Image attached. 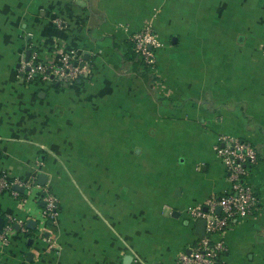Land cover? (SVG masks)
Wrapping results in <instances>:
<instances>
[{
	"label": "crops",
	"instance_id": "1",
	"mask_svg": "<svg viewBox=\"0 0 264 264\" xmlns=\"http://www.w3.org/2000/svg\"><path fill=\"white\" fill-rule=\"evenodd\" d=\"M146 24L150 67L129 40ZM27 49H77L88 70L26 79ZM221 134L255 147L258 200L212 238L264 264V0H0V264H177L201 235L187 207L230 187Z\"/></svg>",
	"mask_w": 264,
	"mask_h": 264
},
{
	"label": "built area",
	"instance_id": "2",
	"mask_svg": "<svg viewBox=\"0 0 264 264\" xmlns=\"http://www.w3.org/2000/svg\"><path fill=\"white\" fill-rule=\"evenodd\" d=\"M133 52L139 56L146 67L153 66L154 47L159 44L155 31L149 24L129 36ZM26 79L72 83L88 70V64L77 49L61 52L53 61H42L37 51L31 50L27 58H22L19 66ZM214 149L224 164L229 189L220 197L208 196L203 203L187 207L193 218H204V233L199 235L188 249L182 250L177 264H228L223 259L226 246L222 239L212 235L227 225L234 217L251 213L257 205L258 197L252 184L246 180L253 165L257 162V151L250 141L244 138L221 134ZM9 181L0 175V188L8 187ZM45 215L54 220L57 216L56 196L44 189ZM220 206V211L216 207ZM13 220L8 217L0 229V240L5 241L12 229ZM138 264H144L139 262Z\"/></svg>",
	"mask_w": 264,
	"mask_h": 264
},
{
	"label": "water",
	"instance_id": "3",
	"mask_svg": "<svg viewBox=\"0 0 264 264\" xmlns=\"http://www.w3.org/2000/svg\"><path fill=\"white\" fill-rule=\"evenodd\" d=\"M29 53H30V49H27L26 50V54H25V58H27L28 56H29ZM65 85H66V83H64ZM46 175L45 174H43V173H40L39 174V177L41 178H43V180H41L40 181V183H44V181H45V179L44 178H46L45 177ZM15 188H18L17 187V185L16 186H14ZM216 211L217 212H219L220 211V206H217L216 207ZM3 222H4V219H3V217L0 215V229L2 228V225H3ZM34 220L33 219H29L28 220V225H30V226H32V224H34ZM204 225H205V219L204 218H198L197 219V222H196V232L198 233V234H203L204 233ZM27 254H31L30 252H28Z\"/></svg>",
	"mask_w": 264,
	"mask_h": 264
},
{
	"label": "trees",
	"instance_id": "4",
	"mask_svg": "<svg viewBox=\"0 0 264 264\" xmlns=\"http://www.w3.org/2000/svg\"><path fill=\"white\" fill-rule=\"evenodd\" d=\"M132 50V49H131ZM133 51V50H132ZM134 53V52H133ZM135 54V53H134ZM136 55V54H135ZM139 61H141V58L139 57ZM142 62V61H141Z\"/></svg>",
	"mask_w": 264,
	"mask_h": 264
}]
</instances>
